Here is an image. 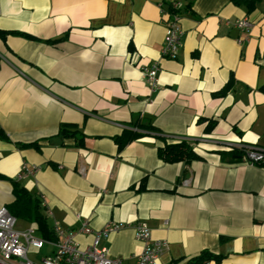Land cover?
I'll return each mask as SVG.
<instances>
[{
  "label": "crops",
  "instance_id": "0c3cea01",
  "mask_svg": "<svg viewBox=\"0 0 264 264\" xmlns=\"http://www.w3.org/2000/svg\"><path fill=\"white\" fill-rule=\"evenodd\" d=\"M172 1L0 0V31L34 38H0V207L14 182L49 231L144 222L167 244L157 264L203 252L221 258L204 264H264V165L226 148L264 150V0L250 14L231 0H186L181 47L168 59L161 6ZM242 19L247 33L234 26ZM152 63L155 91L141 73ZM140 126L154 130L119 148L116 138ZM182 141L199 159L164 162L165 143ZM23 164L35 170L16 180ZM24 223L16 228H36ZM99 247L120 264L142 250L131 227Z\"/></svg>",
  "mask_w": 264,
  "mask_h": 264
},
{
  "label": "built area",
  "instance_id": "2783aa9c",
  "mask_svg": "<svg viewBox=\"0 0 264 264\" xmlns=\"http://www.w3.org/2000/svg\"><path fill=\"white\" fill-rule=\"evenodd\" d=\"M185 3L186 0H173L165 8L161 6V14L167 23L161 49L163 58L175 59L181 47L183 31L179 25V14L183 11ZM234 26L244 33L250 29L246 19L236 21ZM159 70L158 63L141 67L142 76L151 91H155L159 86ZM226 148L228 151L238 152L242 161L249 165L264 163V150L242 144H228ZM34 170L33 167L23 164L16 180L33 174ZM45 215L49 218L51 213L46 211ZM16 225L17 219L5 207H0V264H120L118 259L109 257L107 249L99 247V243L106 240L110 234L127 227L133 229L135 239L142 246L136 264H157L159 256L167 247L166 242L151 238V231L144 222L127 224L110 221L101 230L94 231L83 221L76 232L65 231L58 223H54L51 230L52 239L36 236L35 227L18 230ZM77 234L91 236V243L82 248L76 241ZM44 249L46 252L43 255ZM29 255H32L33 259H30Z\"/></svg>",
  "mask_w": 264,
  "mask_h": 264
},
{
  "label": "trees",
  "instance_id": "16d2710c",
  "mask_svg": "<svg viewBox=\"0 0 264 264\" xmlns=\"http://www.w3.org/2000/svg\"><path fill=\"white\" fill-rule=\"evenodd\" d=\"M260 1L262 0H231V3L235 7L244 8L246 13L250 14L255 10L256 5ZM189 7H190V3L186 1L183 11H185ZM8 34L19 35L27 40L34 39L33 37L24 33H14V32L11 33L5 31H0V38L5 39V37ZM56 41L57 40L50 42L54 43ZM231 82H229L223 88V92L230 87ZM261 89L262 91H264V87H262ZM66 129H67L66 125H62L60 128L61 134L64 136H66L67 134L64 133ZM139 130H140L139 132L126 131L123 133L122 136L116 138V143L118 147L121 148L131 140L138 139L146 134H150L151 132H153L154 128L150 126H146V127L140 126ZM230 154H232L236 158L239 157L241 158L240 154L236 151H232V152L230 151ZM161 158L164 162L170 164L179 163V162L188 163L193 160L199 159L197 154L192 150L191 146L185 141L172 143V144L165 143V145L161 150ZM259 165H264V163ZM11 194L13 197V201L7 207L8 212L17 220L29 222L36 225V229L41 234L40 236L42 239H52V232L49 231L48 229L46 219L40 211V205H38L37 200L33 198L24 187L14 182H12ZM220 260L221 258L219 256L213 255L208 252H203L198 257L192 259L186 264H204V263H208L209 261L219 262ZM171 264H179V263L173 262Z\"/></svg>",
  "mask_w": 264,
  "mask_h": 264
},
{
  "label": "rangeland",
  "instance_id": "374dc122",
  "mask_svg": "<svg viewBox=\"0 0 264 264\" xmlns=\"http://www.w3.org/2000/svg\"><path fill=\"white\" fill-rule=\"evenodd\" d=\"M22 223H23V222H22ZM48 224L50 225L49 221H48ZM23 226L26 228V227H28V226H32V225H30V224H28V223L25 222V223L23 224ZM35 235H36V236H40L41 234H40L39 232H36ZM45 252H46V249H44V250L42 251V254L44 255ZM29 258H30V259H33V256H32V255H29Z\"/></svg>",
  "mask_w": 264,
  "mask_h": 264
}]
</instances>
